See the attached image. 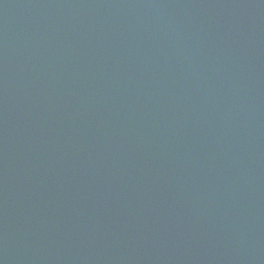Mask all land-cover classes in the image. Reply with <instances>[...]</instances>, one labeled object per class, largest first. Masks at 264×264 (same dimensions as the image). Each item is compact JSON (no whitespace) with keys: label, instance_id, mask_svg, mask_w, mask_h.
<instances>
[{"label":"water","instance_id":"1","mask_svg":"<svg viewBox=\"0 0 264 264\" xmlns=\"http://www.w3.org/2000/svg\"><path fill=\"white\" fill-rule=\"evenodd\" d=\"M0 264H264V0H0Z\"/></svg>","mask_w":264,"mask_h":264}]
</instances>
